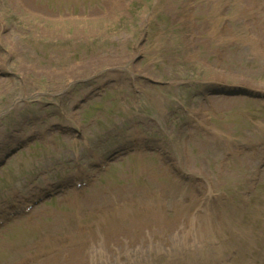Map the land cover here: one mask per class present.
<instances>
[{"label": "rangeland", "instance_id": "1", "mask_svg": "<svg viewBox=\"0 0 264 264\" xmlns=\"http://www.w3.org/2000/svg\"><path fill=\"white\" fill-rule=\"evenodd\" d=\"M111 1L0 0V217L70 185L0 225V264H264V103L192 87L264 89L254 4ZM224 23L255 60L213 59Z\"/></svg>", "mask_w": 264, "mask_h": 264}, {"label": "bare ground", "instance_id": "2", "mask_svg": "<svg viewBox=\"0 0 264 264\" xmlns=\"http://www.w3.org/2000/svg\"><path fill=\"white\" fill-rule=\"evenodd\" d=\"M139 219H142V218L138 217V218H136V219L134 220V222H136L137 224H139V223H140V220H139ZM150 219H152V217H150Z\"/></svg>", "mask_w": 264, "mask_h": 264}]
</instances>
